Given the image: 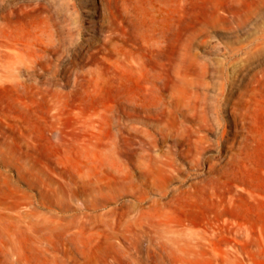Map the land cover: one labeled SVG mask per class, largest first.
I'll use <instances>...</instances> for the list:
<instances>
[{
  "label": "rangeland",
  "instance_id": "obj_1",
  "mask_svg": "<svg viewBox=\"0 0 264 264\" xmlns=\"http://www.w3.org/2000/svg\"><path fill=\"white\" fill-rule=\"evenodd\" d=\"M0 264H264V0H0Z\"/></svg>",
  "mask_w": 264,
  "mask_h": 264
}]
</instances>
